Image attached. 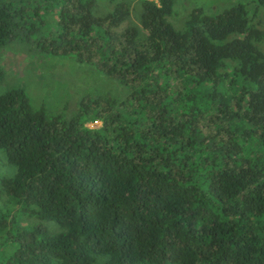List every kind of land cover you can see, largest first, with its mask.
Segmentation results:
<instances>
[{
  "label": "trees",
  "instance_id": "trees-1",
  "mask_svg": "<svg viewBox=\"0 0 264 264\" xmlns=\"http://www.w3.org/2000/svg\"><path fill=\"white\" fill-rule=\"evenodd\" d=\"M173 1L141 0L138 30L119 29L123 1L0 0V48L71 57L121 91L82 92L67 119L0 94V264H264L263 33L245 3L175 30Z\"/></svg>",
  "mask_w": 264,
  "mask_h": 264
},
{
  "label": "rangeland",
  "instance_id": "rangeland-1",
  "mask_svg": "<svg viewBox=\"0 0 264 264\" xmlns=\"http://www.w3.org/2000/svg\"><path fill=\"white\" fill-rule=\"evenodd\" d=\"M119 1L128 6V17L119 29L133 26L139 30L141 0H95L92 14L104 15ZM235 4L245 5L248 19L264 37V8L257 7L255 0H174L172 12L166 19L175 30H182L194 7H200L206 14H213ZM44 12L40 13L41 19L45 21L44 32L54 34L56 9L51 7L45 17ZM256 45L264 54V39ZM12 87L23 89L33 109L42 108L47 117L59 116L62 119L72 115L82 92H96L104 97H118L121 92L119 86L102 78L91 67L76 63L71 57L48 56L31 51L27 43L16 41L0 48V94ZM99 125L98 122L85 124L87 128H96ZM13 173L14 168L7 165L3 151L0 150V177H9ZM10 210L11 208L7 211ZM21 222L23 223L22 219ZM48 226L53 232L58 230L52 223ZM101 260L98 257L94 264H101Z\"/></svg>",
  "mask_w": 264,
  "mask_h": 264
}]
</instances>
